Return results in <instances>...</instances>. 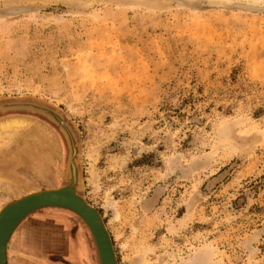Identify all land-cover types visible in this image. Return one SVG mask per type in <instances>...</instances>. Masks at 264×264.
I'll return each mask as SVG.
<instances>
[{
  "label": "rangeland",
  "instance_id": "1",
  "mask_svg": "<svg viewBox=\"0 0 264 264\" xmlns=\"http://www.w3.org/2000/svg\"><path fill=\"white\" fill-rule=\"evenodd\" d=\"M12 1L0 0V121L30 126L0 149V195L67 185L58 117L118 264H264V5ZM65 229L68 261L98 264L84 223L56 208L18 226L7 264H63Z\"/></svg>",
  "mask_w": 264,
  "mask_h": 264
},
{
  "label": "water",
  "instance_id": "2",
  "mask_svg": "<svg viewBox=\"0 0 264 264\" xmlns=\"http://www.w3.org/2000/svg\"><path fill=\"white\" fill-rule=\"evenodd\" d=\"M55 119L60 123V129H63L68 138L67 141L70 148V154L67 163L68 178L66 179L68 183L67 185L58 186L53 189H37L34 193H32L33 195H24L18 199L13 198L3 205V207L0 209V264H3L2 254L5 238L8 236L17 219H19L26 210H29L32 207H49L73 211L79 217H81L89 227L94 240L93 245L95 248L96 257L98 254L100 263L118 264L110 235L108 231L106 232L107 228L99 212L77 193V189L79 187V176L76 163L77 149L73 146L75 143L73 142L74 140L72 139L71 134L63 127L58 117ZM75 194H77L79 197ZM13 212H16L17 214H15L11 222H7V226H5L4 231H2L1 227L7 220H9ZM103 226L106 228V230ZM5 264H7V261Z\"/></svg>",
  "mask_w": 264,
  "mask_h": 264
},
{
  "label": "bare ground",
  "instance_id": "3",
  "mask_svg": "<svg viewBox=\"0 0 264 264\" xmlns=\"http://www.w3.org/2000/svg\"><path fill=\"white\" fill-rule=\"evenodd\" d=\"M14 1V0H13ZM12 1V2H13ZM26 1V0H25ZM43 1H45V0H43ZM49 1V0H48ZM52 1V0H51ZM50 1V2H51ZM55 2H57L56 0H54ZM64 0H61V2H63ZM78 1V0H77ZM83 1V0H82ZM86 1V0H85ZM95 1V0H94ZM204 1H206V2H209L210 4L211 3H223V2H229V1H232V0H204ZM235 1V0H234ZM237 2H242V3H246V4H250V5H254V6H262V5H264V0H236ZM42 2V1H41ZM53 2V1H52ZM72 2V1H71ZM199 2V1H198ZM68 3V1L66 2L65 1V4H67ZM70 3V2H69ZM80 3V2H79ZM89 3H91V2H89ZM76 4V3H75ZM224 4V3H223ZM71 5V4H70ZM77 5V4H76ZM75 5V6H76ZM79 5L80 4H78V7H79ZM161 5V4H160ZM215 5H219V4H215ZM77 7V6H76ZM17 8V7H16ZM146 8V7H145ZM148 8V7H147ZM257 8V7H256ZM12 9V8H11ZM20 10V9H19ZM252 10H254V9H252ZM260 10H264V8H261ZM29 126H30V122L29 121H26V120H24V119H22V118H9V119H5V120H2V121H0V149H1V147H3L8 141H10V142H14V141H17V140H19L18 138H12V136L14 135V133H16V132H18V131H28V129H29ZM15 145V144H14ZM17 145V144H16ZM17 149V148H16ZM14 151V150H13ZM19 151H18V149H17V153H18ZM33 152H35V151H33ZM0 154H1V151H0ZM36 154V153H35ZM41 158V157H40ZM34 167V166H33ZM3 177L2 176H0V180L2 179ZM60 186V185H59ZM34 188H31V190L29 191V192H27V193H25V194H23V195H21V196H19V194H17V192H15V193H13V192H9L8 190H6L5 189V193H6V195H7V197L8 198H10V200L11 199H13V198H16V199H18V198H21L22 196H24V195H28V196H30V195H33L32 193H34L35 192V190L36 189H34ZM47 189V188H46ZM53 189V188H52ZM3 193H4V191H3ZM75 195H77V194H75ZM78 196V195H77ZM7 197H4V196H2V195H0V209L3 207V205L4 204H6L7 202V200H6V198ZM79 197V196H78ZM81 198V197H80ZM82 199V198H81ZM10 200H8V201H10ZM42 209H51V208H49V207H46V208H40V207H35V208H31V209H29V210H26L24 213H23V215H21V217L19 218V219H17V221L14 223V225L12 226V228H11V231L9 232V234H8V236L5 238V240H4V243H3V254H2V261H3V264H5V262L6 261H8V255H7V253H8V244H9V241H10V239L12 238L11 236L14 234V232L16 231V229L18 228V226L26 219V218H28L31 214H33V213H36V212H38V211H40V210H42ZM52 209H55V208H52ZM57 209V208H56ZM65 211H67V212H69V213H73L75 216H77L83 223H84V225L86 226V230L88 231V234L90 235V237H91V240H92V242L94 241L93 240V236H92V233H91V231H90V229H89V227L87 226V224L85 223V221L81 218V217H79L76 213H74L73 211H69V210H65ZM15 214H17L16 212H13L12 214H11V216H10V218H9V220H7L4 224H3V226L1 227V229H2V231H4V229H5V226H7V222L9 221V222H11V220L14 218V216H15ZM104 227V226H103ZM104 229L106 230V228L104 227ZM106 232H107V230H106ZM107 236H108V233H107ZM79 237V236H78ZM79 239V238H78ZM82 242V241H81ZM82 246V245H81ZM78 250H77V254H80V252H81V250H83L84 248H83V246L81 247V250L79 249V245H78ZM86 249V248H85ZM84 249V250H85ZM83 252V251H82ZM81 252V253H82ZM85 256H86V251H84L83 252V257L85 258ZM97 257H98V264H101L100 263V258H99V256H98V254H97ZM90 259V258H89ZM199 262H202V260H201V258H196ZM196 259H194V260H196ZM204 259V258H203ZM85 260V259H84ZM87 261V260H86ZM193 260H190V261H188V262H184V263H182V264H193V262H192ZM92 263V262H91ZM134 264H145V260H144V258H142L140 261H138L137 263H134Z\"/></svg>",
  "mask_w": 264,
  "mask_h": 264
},
{
  "label": "crops",
  "instance_id": "4",
  "mask_svg": "<svg viewBox=\"0 0 264 264\" xmlns=\"http://www.w3.org/2000/svg\"><path fill=\"white\" fill-rule=\"evenodd\" d=\"M19 153H21V152H18L15 156H18ZM32 153H33V152H32ZM20 156H21V155H20ZM33 156H34V155H33ZM36 160H37V159H36ZM34 165H35L34 167H35L36 173H37V174H41V172H40V170H39V166H38V164L35 163ZM2 177L5 179V176H2ZM41 178L43 179L44 177L41 176ZM44 180H45V179H44ZM14 182H15V183H14V187H17L16 184L19 183V182H18V181H15V180H14ZM21 182H23L22 184L25 185V186L28 184V180H27V183H26V184H25L26 180H25V181H24V180L22 181V179H21V180H20V183H21ZM29 183H30V182H29ZM22 184H21V185H22ZM25 186H24V187H25ZM53 186H54V184H53ZM31 187H32V186H31V184H30V185L28 186L27 189L29 190V188H31ZM35 187H36V186H33L32 188H35ZM24 192H25V191H24ZM59 223H60V226H61V227H65V225H64L62 222H59ZM80 231H81V230H80ZM14 233H15V232H14ZM64 233H65V235H67V236H66L67 255H66L65 259L62 261V263H63V264H72L70 261H68V259L71 257V256H70V254H71V253H70V252H71V247H72V246H71V241H72L71 238L74 239V234L70 233V231H69V230H66V229L64 230ZM82 233H84V232L82 231ZM12 236H13V235H12ZM12 236H11V237H12ZM81 236H82V235H81ZM84 238H85V237H84ZM10 241H11V239H10ZM10 241H9V243H10ZM84 241H85V244H86V245L88 246V248H89L88 243H86V242H87L86 239H84ZM8 246H9V244H8ZM77 247H78V246H77ZM84 247H86V246H84ZM84 247H83V248H84ZM77 249H78V248H77ZM77 249L75 250L76 254H73V256H72V257H73V261H77V260L80 261L81 259L83 260V252L85 251V250H84L85 248H84L83 250H81V252H82V251H83V252H82V253L80 252V254H77ZM7 255H8V253H7ZM7 257H8V256H7Z\"/></svg>",
  "mask_w": 264,
  "mask_h": 264
},
{
  "label": "flooded vegetation",
  "instance_id": "5",
  "mask_svg": "<svg viewBox=\"0 0 264 264\" xmlns=\"http://www.w3.org/2000/svg\"><path fill=\"white\" fill-rule=\"evenodd\" d=\"M83 247H84V245H83ZM79 249L81 250L80 244H79Z\"/></svg>",
  "mask_w": 264,
  "mask_h": 264
}]
</instances>
